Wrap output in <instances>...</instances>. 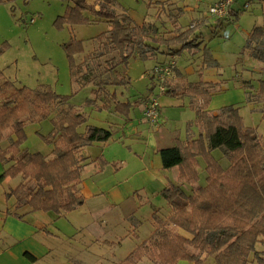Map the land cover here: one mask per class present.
I'll list each match as a JSON object with an SVG mask.
<instances>
[{
  "label": "trees",
  "instance_id": "trees-1",
  "mask_svg": "<svg viewBox=\"0 0 264 264\" xmlns=\"http://www.w3.org/2000/svg\"><path fill=\"white\" fill-rule=\"evenodd\" d=\"M73 2V6L67 7L54 21L57 29L88 25L90 16L109 26L95 39L98 40L97 55L89 53L79 63L75 56L83 53L82 41L72 37L63 45L72 80L79 88L92 85L93 99L87 104L95 105L99 112L126 117L138 105L118 101L116 94L108 89L129 85V79L124 74L118 76L116 69L127 68L131 58L148 60L158 54L175 56L187 51L200 54L202 67L219 68L210 48L198 41L200 36H189L194 27L165 36L155 23L136 24L125 11L115 13L112 7L116 0H95L94 4H87L85 0ZM3 3L4 0H0V5ZM156 4L161 11H172L171 3L156 1ZM216 21H227V18ZM5 49L4 45L0 47V56ZM244 52L264 65V28L256 27L250 32ZM102 57H107L104 64L98 63L94 68L98 75L89 77L93 71L90 62ZM260 69L264 72V66ZM110 76L115 77L108 81ZM235 79L245 91V103L260 106L264 119V79L256 82ZM217 86L200 80L175 91L171 79L166 83L165 95L189 98L188 106L194 112V123L200 133L197 138L185 142L177 140L172 147L159 150L162 168L177 169L179 184L169 183L161 191L166 212L154 211L149 236L118 264H139L145 259L153 264L179 261L264 264V136L258 134L256 127L244 125L240 113L242 105L223 107L217 112L208 110L212 94L219 91ZM70 100L71 96L56 94L47 87H17L4 80L0 71V164L7 166L0 173V183L6 178L19 179V183L5 193L6 200L14 199V212L7 214L22 218L15 211L27 207L32 212L60 216L84 204L81 188L86 158L82 151L94 144L108 143L112 133L87 126L85 116ZM43 121L51 124V130L37 136L51 148L50 157L23 148L27 139L25 127ZM82 126L84 129L80 132ZM5 138L8 145L3 147L1 142ZM215 150L228 160L227 169L213 155ZM201 160L206 172L204 186L199 185ZM94 162L99 171L108 165L103 156ZM181 185H188L189 192Z\"/></svg>",
  "mask_w": 264,
  "mask_h": 264
},
{
  "label": "rangeland",
  "instance_id": "rangeland-1",
  "mask_svg": "<svg viewBox=\"0 0 264 264\" xmlns=\"http://www.w3.org/2000/svg\"><path fill=\"white\" fill-rule=\"evenodd\" d=\"M91 1L93 4L95 3V0ZM156 1L160 0H116V4L112 8L115 13H123L125 11L136 24L142 22L155 23L159 28V32L164 33L165 36L185 32L191 24H196L198 23L197 21L204 19L206 20V24L198 23L194 29L190 30L189 36L202 35L203 45H209L213 41L226 42L225 40H230V43L222 46V50L229 46L233 47L241 41L242 44L240 46L245 45L244 31H248L253 25H262L261 23H264V0H251L248 1L249 3H247V0H238L233 4L234 14L231 20L224 21L222 26L215 27V29L210 27L211 23H215V19L208 14V8L216 0H172L177 3V6L173 4L171 12L161 11ZM166 2L171 3L170 0H166ZM73 4V0H4V3L0 5V47L4 45L6 49L0 56V71L3 74L4 80L13 82L17 87L25 86L31 89L47 87L56 94L71 96V103L82 107L83 112L89 115L93 111V108L87 104V101L93 99L91 93L93 87L92 85L86 86L75 94L78 85L71 78L63 45L70 42L72 37L82 41L83 53L75 56L76 62L79 63L89 53L97 55L98 40L96 41L95 39L100 34L106 32L109 26L105 22H95L94 20V22H90L88 25L67 26L61 30L57 29L54 26V21L57 17L64 14L67 7L73 6ZM185 9H191L192 11L187 12ZM169 14H173V16H169ZM89 18L90 20L94 19L92 16ZM31 20H33L32 23ZM239 52L226 62H217L219 68L221 67L220 69H222V75L225 80L234 83V77H236L237 73H241L243 80L256 82L264 79V72L261 70L253 71L250 74L247 73L252 68H262L264 65L248 56H239ZM189 54L187 51H182L174 56L178 69L184 74H189L187 79L190 82L208 80L207 76H201V78L195 74L193 69L196 70V66L193 65V59L191 63L188 59L194 57V61H197V57L194 54H190L189 56ZM238 56H243L244 61H238ZM106 58L102 57L93 63L90 62V68L93 67V71L89 77L98 75V72L94 68L97 67L98 63H101L102 66L104 64L103 60ZM169 60L170 56L163 54H158L148 60L131 58L127 68L116 69L118 76L125 74L124 76L129 78L130 85L127 87L113 86L114 88L111 86L109 90L111 89V92L116 91V95L120 100L126 101L129 99L133 104L141 103L143 98L149 95V98L156 96L158 95V89L154 77H152L153 69L158 66V63L164 62V64H167L170 62ZM210 69H214L212 72L215 73L216 68ZM114 77L112 76L111 78L110 76L107 80L111 81ZM151 89L153 90L149 94ZM158 100L160 119L171 121L170 124H167V128L175 130L178 141L185 142L188 140V137L192 139L199 136L200 132L194 123L195 116L192 110L169 108L165 103L169 99L165 98V95L160 96ZM135 107V112L138 114L142 106L137 105ZM240 113L245 119H243L245 126L256 127L258 134L264 136V119H262V115L258 111L250 112L249 109L243 107ZM108 121L111 122L112 120L108 119ZM87 123L96 127H103L101 124L93 122V117L88 118ZM50 128L51 125L48 121L43 122L41 134L46 135ZM83 129L84 126L79 128V131L82 132ZM105 129L110 130L115 137L118 135L116 127ZM131 142L129 140L125 142L126 146L124 150L116 145H111L112 147L105 150L104 160H114L113 163L111 162V168H119L124 165V169L119 172L120 175H123L121 174L122 171L125 173L127 165L132 167L134 162H136L132 157V151L139 149L143 152L144 147H146V141L135 144ZM1 145L3 147L8 145L7 138L1 142ZM50 149V147L39 141L31 152H41L48 157ZM91 149L89 150L93 153L98 151L96 147ZM82 154L85 155L84 151H82ZM213 155L224 169L229 167L228 160L223 157L219 150H215ZM6 167V165L0 164V173ZM204 167V162L201 160L198 169L200 186L205 185L206 172ZM163 171L175 181V184H179L176 180V169ZM18 183L19 179L6 178L3 183H0V193L9 192ZM181 187L186 192L190 190L188 185H181ZM151 189H147L145 192L140 190L135 194L132 201L136 202L138 206L141 205L138 210L134 209V213L132 214L124 212L128 211V207H132V201H127V203L120 202L119 205L113 207V215L110 221H115V223L112 226H104L105 230L102 231L99 229L101 222L96 220L97 216L101 215L100 206H93L92 202H88L86 205L90 209L88 213L81 214L77 210L68 215H63V217H60L55 222H48L46 229L55 236L46 238L42 235L39 238L43 242H46L47 245L53 247L56 260L47 259L40 264L120 263L140 240L146 239L150 234L152 228L149 217L153 207L165 205V201L161 195L155 194L156 192L150 194ZM154 189L157 190L156 186H154ZM9 200L6 206L5 204L2 206L3 208L12 209L14 199ZM99 203L100 201H96L95 205ZM43 216L49 221L53 219V213L43 214ZM29 220L33 221L31 218ZM132 224L139 225L137 230L130 233L136 231L140 240L119 238L125 236L129 230V226ZM116 234L119 236L118 241H116L120 243L119 245L112 247L111 245H105L101 240L98 242L94 241L92 244V239L95 240L96 238L98 240L100 238L102 240H115L116 238H113V235ZM139 264L153 263L145 259Z\"/></svg>",
  "mask_w": 264,
  "mask_h": 264
},
{
  "label": "crops",
  "instance_id": "crops-1",
  "mask_svg": "<svg viewBox=\"0 0 264 264\" xmlns=\"http://www.w3.org/2000/svg\"><path fill=\"white\" fill-rule=\"evenodd\" d=\"M160 1H166V0H160ZM170 1H171V4H174L177 6V3L173 2L172 0ZM217 1L218 0L214 1V3ZM237 1L238 0H236L235 2ZM248 1H251V0H247V3H249ZM85 3L93 4L91 0H85ZM185 11L189 12L192 10L185 9ZM233 14H234V10H233V5H232L230 8V14L227 17V21L231 20V17L233 16ZM94 20L95 22H103L96 18L91 19V22H94ZM197 22L206 24V20L204 19L199 20ZM198 23L191 24L188 28H193V27L195 28V26ZM223 24H224V21L217 22L215 19V23L213 24L211 23L210 27L215 29V27H218V25L222 26ZM261 24L262 25H253L251 29H249L248 31L247 30L244 31L245 44H246L247 37L249 36L250 32L254 28L256 27L264 28V23H261ZM201 36L202 35H200V38L198 39V41H201L203 44L204 41L202 40L203 37ZM225 41L226 42L213 41V43H210L211 45L204 44V45H207V47H210L212 58L216 62H219V63L226 62L229 58L233 57L237 52H239L240 49L241 51L239 52V56L240 55L247 56V54L244 52L245 45L240 46V44H242V41L238 43L237 45H234L233 47L229 46L228 48H226L227 50L226 49L222 50L223 45L231 42L230 40H225ZM239 56H238V61L243 62L244 61L243 56L242 57H239ZM195 57H197V61H194V57L188 59L190 60V63L193 59V65L196 66V70L193 69L195 74L200 77L207 76V78L209 79L203 80L205 82H212V83L218 84L216 90H219V91L212 94L210 101H209V105H208L209 111L217 112L223 107L242 105V108L246 107L247 109L250 110V112L258 111L261 114L260 106L250 104V103H245L246 102L245 91L243 88H241L238 81H236L235 79V78L242 79L241 73H237L235 75L236 77H234V83H230L228 80H225V78L223 77L222 69H220L221 67L218 70L216 69L215 73H213L212 71H214V69L213 70L209 68L206 69L201 66L200 54H196ZM171 60L174 61V56H170L169 61ZM160 64H164V62L158 63L157 65H160ZM257 70H261V69L252 68V70L247 71V73L250 74L253 71H257ZM176 72L177 73L175 74L177 75L174 74L175 76L173 75V78L171 79V87L175 91L182 90L185 84L187 83L199 82V81L190 82L187 79L189 74H184L180 69H178L177 65H176ZM81 89L83 88L78 87L76 89V93H78ZM151 91L152 89L149 91V94H151ZM111 93L116 94V91H113ZM149 96L143 98L141 103H138V106L139 105L142 106V109L138 114L135 112L136 107H134L131 109L128 116L126 117L122 115L114 114L108 111L95 112L97 111L95 108L96 106L90 105L93 108V111L91 112L92 114L89 113V115L93 117V122H95L96 124H101L103 126V127H98V128L105 129V128L116 127L117 128L116 130H118V135L116 137L113 136V133L111 132L112 138L108 143L106 144L98 143V144H94L92 146H89L83 149L84 154H85L83 155V157L86 158V162H85L86 164L83 167V183H82V188H81V194L84 197V204L78 207L77 209H75L74 211L78 210L81 214L90 212V209H88L86 206L88 202H92L93 206H100L99 210L101 212V215L97 216L96 220L98 222H101V225L99 228L101 231L105 230L103 228L104 226L114 225L115 221L113 222L110 221V218L113 215L112 210H113V207H116V205H119L120 202L127 203V201H132L133 197H135V194H137L140 190H143L145 192V190L151 189V188L152 189H151L150 194L156 192L155 194L161 195V191L165 187H167L169 183L175 182L170 176H167L165 174V171H163L164 169L162 168V162H161V158L159 155V150L172 147L178 139L176 138L175 130H170L167 128V124L171 123L170 120L164 121L163 119H160V115H159V123L157 125H151L144 120L143 111L145 109L147 101L149 100ZM165 98L169 99L165 103H166V106H168L171 109L191 110V108L188 106L189 98L187 97H173L169 94H166ZM176 99H180V100H176ZM118 101L131 102L129 99H127L126 101H122L119 98H118ZM70 103H71V100H70ZM71 104L74 105L73 103ZM74 106L78 110H80L81 113H83V115L85 116L86 125L94 126V125L87 123L88 118H91V117H87L89 115L83 112L82 107H78L76 105ZM108 119H111L112 121L109 122ZM43 122L39 124H28L25 127V134H26L27 139L23 145L24 149H27L28 151L31 152L37 146V144L40 141L38 140L39 138L37 134L38 133L41 134ZM50 130L48 131V133L50 132ZM189 139L191 138L188 137V140ZM127 140L132 141L131 142L132 144L133 143L135 144L137 142L146 141V147H144L143 152H141L139 149L137 150L138 152L132 151V155H133L132 157L136 161L134 162L132 167H130V165H127L125 173L124 171H122L121 174L123 175H120L119 172L122 169H124V165H122L119 168H111L110 167L111 162L113 163L114 160H107L108 165L105 166L102 169V171H99V167L94 162L97 159V157L99 156L105 157V154H104L105 150L108 149L109 147H112L111 145L119 146L121 149L124 150V147L126 146L125 142H127ZM93 147H96L98 151L95 153L90 152L89 149ZM177 176H178V172L176 174V180L178 181ZM154 186H156L157 190L154 189ZM5 193L4 194L0 193V264H40L41 262L47 259L55 261L56 255H55V251L53 247L47 245V243L43 242L41 238L39 237H42V235L43 237H46V238H52L53 236H55L54 234L50 233L46 229L48 222H55L57 219H60V217H63V215H66V214L68 215L71 212L62 214L60 216H56L55 214H53L52 221L51 219L49 221L45 218V216H43V214L47 215V213L32 212L30 211L29 208L25 207V208L15 211V213L22 216V218H17L13 216L12 214L10 215L7 214V212H10V213L14 212V204L12 206V209H5L2 207L4 204L6 206L8 204V201H10V200L6 201ZM96 201H100V203L95 205ZM140 205L138 206L136 202L132 201V207H128V211H124V212L126 214H132L134 213V209L135 210L139 209ZM128 206H130V204H128ZM166 206L167 205L165 202L164 206L153 207L150 217H149V221L151 220V216L155 210L160 209L161 211L166 212L165 211ZM41 213H42V216H41ZM29 218H31L33 221H30ZM137 224H132L131 226H129V230L127 231L124 237H119L117 236V234L113 235L114 236L113 238H116L115 240L113 239L112 240H107V239L102 240V238L99 237L100 238L99 240L98 238H96L95 240L92 239V244L94 243V241L98 242L101 240L102 242L105 243V245H111L112 247H114L115 245L120 244L119 242H116L118 241V237L128 238V239H133V240H140L139 239L140 237L136 231L130 233L131 231L137 230V228L139 227V225ZM141 241L142 240H140L139 243ZM139 243H137V245ZM177 264H190V263L187 261H179Z\"/></svg>",
  "mask_w": 264,
  "mask_h": 264
},
{
  "label": "built area",
  "instance_id": "built-area-1",
  "mask_svg": "<svg viewBox=\"0 0 264 264\" xmlns=\"http://www.w3.org/2000/svg\"><path fill=\"white\" fill-rule=\"evenodd\" d=\"M235 0H218L208 8V14L216 19H224L229 16V10L234 4ZM33 20H31V23ZM176 63L171 60L167 64H162L154 67L153 77L157 84L158 95L149 98L143 111L144 120L151 124L157 125L159 123V100L160 96L166 93V83L173 78Z\"/></svg>",
  "mask_w": 264,
  "mask_h": 264
}]
</instances>
